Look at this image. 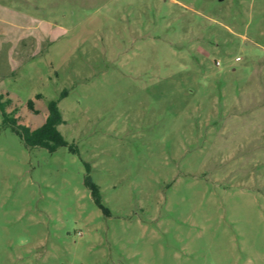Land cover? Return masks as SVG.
Returning a JSON list of instances; mask_svg holds the SVG:
<instances>
[{
    "label": "rangeland",
    "instance_id": "obj_1",
    "mask_svg": "<svg viewBox=\"0 0 264 264\" xmlns=\"http://www.w3.org/2000/svg\"><path fill=\"white\" fill-rule=\"evenodd\" d=\"M51 100L54 151L0 109V264H264V0H0L3 111Z\"/></svg>",
    "mask_w": 264,
    "mask_h": 264
},
{
    "label": "trees",
    "instance_id": "obj_2",
    "mask_svg": "<svg viewBox=\"0 0 264 264\" xmlns=\"http://www.w3.org/2000/svg\"><path fill=\"white\" fill-rule=\"evenodd\" d=\"M29 106L33 109L32 102H29ZM0 109L2 110L4 121L10 123L12 129L19 134L27 146H41L50 151H54L57 147L66 144L62 134L58 130V125L61 124L63 120L57 106V101L51 100L48 102V113L44 122L39 127L34 129H31L26 125L17 124L15 118H8L6 113L3 111L1 102ZM88 185L92 189V192H95L94 185Z\"/></svg>",
    "mask_w": 264,
    "mask_h": 264
}]
</instances>
